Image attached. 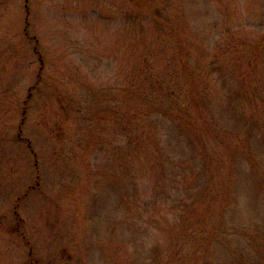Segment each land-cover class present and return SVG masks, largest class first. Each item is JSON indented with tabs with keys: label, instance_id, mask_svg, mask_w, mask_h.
Masks as SVG:
<instances>
[{
	"label": "rangeland",
	"instance_id": "rangeland-1",
	"mask_svg": "<svg viewBox=\"0 0 264 264\" xmlns=\"http://www.w3.org/2000/svg\"><path fill=\"white\" fill-rule=\"evenodd\" d=\"M65 262L264 264V0H0V264Z\"/></svg>",
	"mask_w": 264,
	"mask_h": 264
},
{
	"label": "trees",
	"instance_id": "trees-1",
	"mask_svg": "<svg viewBox=\"0 0 264 264\" xmlns=\"http://www.w3.org/2000/svg\"><path fill=\"white\" fill-rule=\"evenodd\" d=\"M143 66V68H137L138 70L135 69L134 71L137 76L138 74L143 75L142 78L134 79L137 80L134 88L138 99L147 102L149 105L165 107L164 111H174V108H177L176 110L178 111L186 109L185 105L183 106L182 103H179V100H175L176 98L172 97L174 89L170 88L167 81L171 72L166 70L162 73H157L146 64H143ZM128 141L131 142L132 138H129Z\"/></svg>",
	"mask_w": 264,
	"mask_h": 264
},
{
	"label": "water",
	"instance_id": "water-1",
	"mask_svg": "<svg viewBox=\"0 0 264 264\" xmlns=\"http://www.w3.org/2000/svg\"><path fill=\"white\" fill-rule=\"evenodd\" d=\"M63 264H70L69 262H65V263H63Z\"/></svg>",
	"mask_w": 264,
	"mask_h": 264
}]
</instances>
